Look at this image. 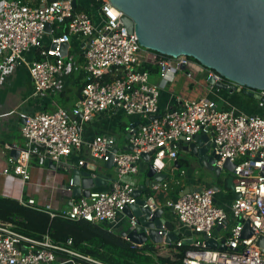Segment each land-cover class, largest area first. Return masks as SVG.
Here are the masks:
<instances>
[{
	"label": "built area",
	"instance_id": "built-area-1",
	"mask_svg": "<svg viewBox=\"0 0 264 264\" xmlns=\"http://www.w3.org/2000/svg\"><path fill=\"white\" fill-rule=\"evenodd\" d=\"M74 1L1 2V75L23 63L35 94L54 90L57 77L65 68L62 44H69L72 37L83 41L84 73L80 99L72 110L59 108L35 115L18 113L23 122L20 133L24 142L22 147H4L6 151H19L16 160L8 157L0 169L4 184L11 178H18L28 187V168L33 156L38 158L39 165L51 163L69 173L71 169L62 166V162L86 149L94 161L111 162L115 177L106 188L91 190L88 197L73 198L70 205L59 212L52 211L49 205H38L31 198L18 202L46 212L51 218L104 224L114 231L125 217L124 208L136 202V185L129 179L137 176L144 162L142 156L149 155L148 164L155 174L164 172L168 164L173 174L177 171L174 165L180 148L192 143L196 135L205 134L214 145L218 166L226 160L235 165L231 173L232 193L238 198H233L230 207L224 209L214 202L216 192L213 188L171 199L165 194L168 185L161 184L151 187L143 208L148 207L151 212L159 208L172 209L176 226L168 229L165 221L158 234L162 240L166 233H175L177 237L172 244L162 242L163 249L175 251L183 245L192 247L181 264H264V249L257 246L259 237L264 241V116L245 114L233 108L219 110L207 97L182 100L176 108L160 113V89L173 83L181 71L192 81V73L185 69L192 62L198 63L185 56L173 59L142 48L136 36L128 34L120 21L122 14L108 0H100L97 24L90 13L76 11ZM56 31H61V35L56 36ZM48 34L50 37L45 43ZM27 54L32 58L26 59ZM154 66H157L158 84L150 81V68ZM205 70L207 78L224 82L214 71ZM211 88L214 87L210 85ZM256 94L264 98V91ZM113 110L139 120L135 128L127 129L131 136L127 148L130 146L131 151L118 149L115 138L108 135L83 140L81 125ZM86 164L80 159L76 167ZM72 187L69 179L61 189L71 192ZM246 221L253 235L241 238ZM127 226L130 230L136 227L134 217L127 219ZM217 227L221 229L216 231ZM203 237L213 239L216 249L205 248ZM131 244L136 248L143 246ZM71 245V240L65 245L53 244L48 236L33 239L17 232L13 224L0 222V264H106L82 255Z\"/></svg>",
	"mask_w": 264,
	"mask_h": 264
},
{
	"label": "water",
	"instance_id": "water-1",
	"mask_svg": "<svg viewBox=\"0 0 264 264\" xmlns=\"http://www.w3.org/2000/svg\"><path fill=\"white\" fill-rule=\"evenodd\" d=\"M98 1V0H93ZM113 8L122 14L120 21L128 34L133 33L139 45L158 55L176 59L180 56L191 58L201 67L214 71L224 82L208 83L218 91L241 92L244 96L259 102L264 109V98L256 92L264 91V0H108ZM76 0L73 2L75 6ZM48 28V26H47ZM68 44H62V55ZM154 118V117H152ZM131 125L129 128H135ZM131 136L125 133L124 139ZM117 149H115L116 151ZM129 146L127 151H131ZM184 151L203 167H208L216 177L226 173V187L232 191L234 164L226 160L221 166L217 164L214 145L209 136L199 134L192 143L185 145ZM18 150L10 151V157L16 160ZM143 160L148 163L149 155ZM111 169V162L103 165ZM49 168L55 166L49 163ZM73 187L70 189L73 198L88 197L91 190L106 187L112 179L98 172L96 165H83L70 172ZM91 173L95 174L92 177ZM264 175V171L262 173ZM143 186L134 192L136 202L126 206L123 214L127 219L135 218L136 227L120 233L122 238L142 246L147 242L156 245L172 244L177 240L175 233H166L164 240L158 230L165 222L163 209L151 212L143 208L145 200L141 198L142 190H150L160 185L158 180L164 177L155 174L149 166ZM155 182V183H153ZM218 191V187H214ZM200 191L186 187L178 196ZM234 199L238 195L233 194ZM214 202H216L214 200ZM172 211V209H170ZM221 227H217L219 231ZM147 230V233H145ZM253 232L246 221L241 238H250ZM204 247L216 249L213 239L203 237ZM190 244V241H187ZM257 246L264 249V241L258 238Z\"/></svg>",
	"mask_w": 264,
	"mask_h": 264
},
{
	"label": "crops",
	"instance_id": "crops-1",
	"mask_svg": "<svg viewBox=\"0 0 264 264\" xmlns=\"http://www.w3.org/2000/svg\"><path fill=\"white\" fill-rule=\"evenodd\" d=\"M29 2L31 0H23ZM2 0H0L1 6ZM76 4L88 10L94 19L98 20L100 14L98 10L89 3L88 0H76ZM49 34L45 35V43H48ZM82 40L72 37L68 44V49L65 52L64 63L65 68L62 74L57 77V86L54 90L45 93L35 94L33 85L29 78V74L23 63L16 64L13 68L7 71L6 74H0V169L7 162L10 157V151L5 150V145L9 146H23V138L21 137V126L23 122L18 116V113H24L26 115H35L41 112H51L56 109L62 108L65 110H72L76 103L80 99V87L83 82V58L81 53ZM72 50V52H71ZM77 56L76 61L66 62V57L70 54ZM26 59L32 58L31 54H27ZM73 58V57H72ZM2 62L0 60V66ZM187 72H191L193 80H187L183 71L179 72L175 76L173 83H170L165 88H161L159 91L158 109L162 113L167 109L176 108L182 100H195L201 97H207L215 102L216 107L219 110H229L231 108L245 114H257L264 116V109L262 105L246 96L241 92L235 91L231 94L224 91H218L215 88L210 89L208 83L207 71L200 65L192 62L189 67L185 69ZM150 81L154 84H158L157 71H151ZM64 101H70V106L65 107ZM139 120L137 117H127L122 114L121 111H108L101 115L93 117L89 123L81 125V133L84 141L90 140L95 135H108L116 140V147L120 150H127V140L124 139L127 129L131 125H138ZM182 146L179 151L178 159H183L189 165V160L184 157H191L189 153L184 151ZM83 159L88 165H96L98 172L103 176L114 179L115 170L105 169L104 164L94 161L86 149L80 155L74 154L62 162V166H66L69 169L77 168L78 160ZM5 160V161H4ZM193 161V168L200 167L206 174L210 173L208 167H203L197 163L195 159L191 157ZM184 166V165H183ZM188 167V166H187ZM177 166L179 180H172L170 178L175 176V173L171 174V165L168 164L166 170L161 174L163 178L158 180L161 185H168V197L175 199L179 193L186 187H192L196 189H205L207 187H218V191L215 195L216 205L221 208H229L232 200L233 193L226 187V173H221L216 181H209L206 184L201 183L199 179L190 175V171ZM149 170V164L145 161L141 164L137 176L130 178L129 182L136 185V190L144 185L147 178V172ZM179 170V171H178ZM30 176L29 186L22 185V182L18 178L9 179L8 183L4 184V179L0 175V197H6L14 200L19 199H33L38 205L42 207L49 205L52 211H61L70 205L73 200L72 193L61 189L65 187L70 179V173L60 167L55 166V169L49 168V163L38 164V158L33 156L31 164L28 168ZM93 173H91L92 175ZM224 183V186L218 185V182ZM210 182L213 183L210 185ZM155 183V182H153ZM218 186H213L216 185ZM155 185V184H154ZM151 190H142L141 198L145 199L149 196ZM177 193H174L176 192ZM163 193L162 191H160ZM164 194V193H163ZM160 200L164 202V196H160ZM169 211L174 215L173 211ZM165 212V210H164ZM162 214V218L164 215ZM164 219V218H163ZM173 226H176V218L174 215V221H168ZM125 223L127 225V217L122 218L121 222L115 228V232L120 233L126 231L124 229ZM155 248L162 251H172L170 249H163L161 244H156Z\"/></svg>",
	"mask_w": 264,
	"mask_h": 264
},
{
	"label": "trees",
	"instance_id": "trees-1",
	"mask_svg": "<svg viewBox=\"0 0 264 264\" xmlns=\"http://www.w3.org/2000/svg\"><path fill=\"white\" fill-rule=\"evenodd\" d=\"M88 1L96 9L101 4L100 0ZM75 10L89 13L78 4ZM55 34L60 36L61 31H56ZM150 71L156 72L157 66L150 68ZM183 165L188 166L185 160L177 159L174 166ZM218 185L224 186V183L220 181ZM104 188L106 187L96 190ZM0 222L13 224L17 232L33 239L48 236L56 245H65L71 240L73 250L106 264H181L185 253L192 250L189 245H183L175 251H160L153 247V244V246L144 244L136 248L104 224L84 220L71 221L60 217L51 218L46 212L24 207L17 200L6 197H0ZM167 224L168 229H172V224L170 222Z\"/></svg>",
	"mask_w": 264,
	"mask_h": 264
},
{
	"label": "rangeland",
	"instance_id": "rangeland-1",
	"mask_svg": "<svg viewBox=\"0 0 264 264\" xmlns=\"http://www.w3.org/2000/svg\"><path fill=\"white\" fill-rule=\"evenodd\" d=\"M94 21H95L96 24L98 23V20L94 19ZM71 52H72V50H71ZM145 52H146V50H143V53H145ZM150 53H152V52H150ZM65 59H66V62H70L71 60L72 61H76L77 56H75V55H73V53H71L70 56L69 57L67 56ZM190 60H192V59H190ZM70 104H71L70 101H64V106L65 107H69ZM184 157H186L189 160V165L185 169H187L188 171H190V175L196 177L197 179H199L201 181V183L206 184L210 180L211 181L212 180L213 181H216L217 180V178L213 176V173L212 172L206 174L205 171L202 168H200V167L193 168V161L191 160V157H187L186 155H184ZM183 167H185V166H182L181 168H183ZM177 174H178V172L175 173V176L174 177H171L170 176V178L172 180H174V181L175 180H179L180 178L178 177ZM212 184L213 183L210 182V185H212ZM213 186H218V185L216 184V185H213ZM163 218H164V220L174 221V215H172L169 211H165L164 212ZM126 228H127V225L125 223L124 229H126ZM223 233L224 232L222 231V234ZM145 245H147V246H153L149 242H147ZM153 247H155V245Z\"/></svg>",
	"mask_w": 264,
	"mask_h": 264
}]
</instances>
